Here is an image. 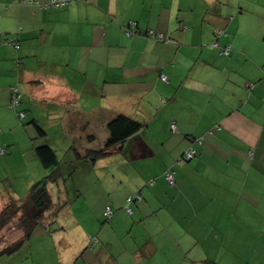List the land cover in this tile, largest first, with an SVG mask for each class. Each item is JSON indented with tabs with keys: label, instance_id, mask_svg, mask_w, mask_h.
I'll return each mask as SVG.
<instances>
[{
	"label": "crops",
	"instance_id": "crops-1",
	"mask_svg": "<svg viewBox=\"0 0 264 264\" xmlns=\"http://www.w3.org/2000/svg\"><path fill=\"white\" fill-rule=\"evenodd\" d=\"M24 1L0 0V30L19 43L0 44V141L22 138L9 106L15 83L18 109L44 126V142L80 138L84 153L104 144L119 113L143 124L121 150L90 161L112 163L104 181L85 183L98 189L92 212L76 215L70 201L62 209L86 219L84 239L100 243L86 259L76 247L53 264H194L217 261L223 247L233 264H264V0H76L60 9ZM131 21L141 34L125 33ZM190 147L196 156L171 186L165 170ZM35 149L28 158L41 164ZM135 193L142 199L128 212ZM10 199L20 198L0 194V209ZM51 233L38 227L27 244L37 264L48 263Z\"/></svg>",
	"mask_w": 264,
	"mask_h": 264
},
{
	"label": "rangeland",
	"instance_id": "rangeland-1",
	"mask_svg": "<svg viewBox=\"0 0 264 264\" xmlns=\"http://www.w3.org/2000/svg\"><path fill=\"white\" fill-rule=\"evenodd\" d=\"M40 120L46 122L42 119ZM18 124L20 127L14 130V132L20 133L22 138H19L20 143L15 144V148L14 143L8 144L7 142L0 141V145L6 150L4 153L0 152V194L6 196L8 194L21 199L23 198V191L20 192V190H24L22 189L23 186H26L31 179L33 182L42 179L50 173L51 169H47L39 163L37 164L35 160L30 161L28 158L32 152L31 147L34 146L36 148L44 142L35 126L30 120L24 119L21 122L19 118ZM101 131L102 129H99V133ZM32 134L36 139L31 138ZM7 137L13 138V134H8ZM45 142L54 145L62 166L61 179L58 182H50L48 184L53 200L57 204H64L70 201L72 204L71 209L76 215L91 213L96 203V192H98V189L96 191L93 187L89 188L85 186V183L95 184L101 180L104 181L105 175H107L110 169L109 166L112 163L108 162L105 167L103 165L94 167L90 161H79L75 157L71 146H74L81 152L85 150L82 147L80 138L63 141L50 137ZM100 144V141H93L92 146L99 148ZM78 188L84 193V197H79L80 191H78ZM77 199L78 202H76ZM67 209L70 208H66V211H60L62 213H59L57 218L49 224L48 228L52 233L50 234L51 236L49 235V240H46L47 250L45 257L48 263L45 262V264H53L55 261H60V258L63 262L67 259L72 260L73 258H70V255L76 247L80 249L78 251L79 254L82 250L87 253L83 259H86L88 255V240L84 239V233H88L91 225L81 216L71 218L73 216L72 214H68L69 211ZM62 233H65V238L62 235L60 240ZM21 235L22 230L18 224V218H15L0 231V249L19 239ZM208 250L210 251L212 248L208 247ZM215 256L217 258L216 262L220 264L234 263L232 252L226 247L219 249L215 253ZM36 262L37 259H34L27 245L14 255H0V264H37Z\"/></svg>",
	"mask_w": 264,
	"mask_h": 264
},
{
	"label": "trees",
	"instance_id": "trees-1",
	"mask_svg": "<svg viewBox=\"0 0 264 264\" xmlns=\"http://www.w3.org/2000/svg\"><path fill=\"white\" fill-rule=\"evenodd\" d=\"M135 29H136V34L134 36L141 34V31L137 23ZM224 32L225 31L223 29H217L215 31L216 37L217 38L220 37ZM143 34L151 39L161 41L159 40V38H155V37L152 38L149 34V29H146ZM5 39H7L6 36ZM5 39L3 42L5 44H10L15 47L16 45H14L13 43L19 44L16 41L6 42ZM167 39L172 40L167 37H165L164 40ZM216 41L219 42L218 39L214 40L212 42V46L218 48L221 54L229 55L231 53L232 48L230 44H228L230 45V52L228 54H225L223 53L222 50L223 48L221 46L213 45V43ZM248 87H250V85H248ZM15 96H19L18 102L16 101ZM23 98H24V91L22 90L21 85L19 83L13 84L11 86V101L9 106L13 109H17V116L21 122L24 119H26L27 116V113L24 109H18L23 102ZM21 113H24V116H21ZM31 122L38 131L39 136L42 137V139L45 138L47 131L44 128V126L39 124L37 120H33ZM107 127L109 130L108 137L105 140L104 144H102L99 148L90 149L85 151L84 153H81L77 150V148L73 146L72 149L75 151L76 158L79 161L95 162L101 158L116 153L117 151L123 148L124 143L128 140L129 137L136 134L142 129L143 124L128 115L119 113L109 121ZM0 149L6 152L5 148L2 145H0ZM192 150L194 151L193 156L191 158H188L187 154L189 151ZM35 151L43 167L47 169H51V171L42 179L32 183L28 192L25 194L23 198L18 200L10 199V201L2 209H0V231L15 218H18V224L22 230V235L20 236L19 239L9 243V245L0 249V255L2 254L14 255L17 252H19L25 245L28 244L36 228L43 227L49 230L48 228L49 224L52 221H54L55 218H57L58 214L66 204V203L64 204L55 203V201L53 200V196L48 187V184L50 182H58L62 177L61 175L62 166L55 148L47 142H42L41 144H39V146L36 147ZM195 156H196L195 148L190 147L181 156H179L172 164L168 166V168L165 170V178L171 186L175 185L176 183L175 175L179 167L190 162L193 158H195ZM168 171L174 173L173 183L167 177ZM130 197H134V198H131L132 200L129 201ZM141 199H142V195L140 193H135L129 196L127 199L128 203L126 204L127 211L130 212L128 208L131 203H133L134 201H140ZM113 214L114 213H112V215ZM105 216L107 217V219L111 217V216L108 217L106 215V212H105ZM99 243H100V238L97 235L91 234L88 236L87 249L93 250ZM195 264H220V263L211 259H203L195 262Z\"/></svg>",
	"mask_w": 264,
	"mask_h": 264
},
{
	"label": "built area",
	"instance_id": "built-area-1",
	"mask_svg": "<svg viewBox=\"0 0 264 264\" xmlns=\"http://www.w3.org/2000/svg\"><path fill=\"white\" fill-rule=\"evenodd\" d=\"M16 1H19V0H16ZM23 0H20V2H22ZM74 1L76 0H50L48 3L44 4V3H41L39 0H25L24 2H26L28 5H34V6H41V7H51V8H55V9H58V8H61V7H64V6H69L71 5ZM135 26H136V22L134 21H131L126 27H125V33L130 36V37H133L135 34H136V29H135ZM149 34L150 36L153 38H159V40H164L165 39V36L162 34V33H157L155 30L153 29H149ZM4 39H5V33L2 32L0 30V44L4 42ZM6 42H11L7 39H5ZM169 41H172V40H169ZM13 43V42H12ZM14 45H16V47L19 46V44H16V43H13ZM213 45L215 46H221L220 43L218 41L214 42ZM223 49V53L225 54H228L230 52V45L228 46H221ZM162 79L166 82H168V77L165 75V74H162L161 75ZM16 89V88H15ZM15 99L16 101L18 102V99H19V96H15ZM21 116H24V113H21ZM172 129L173 130H176V123H173L172 124ZM1 153H3L4 151L2 149H0ZM193 153L194 151H189L188 154H187V157L188 158H191L193 156ZM183 161V160H182ZM181 161V162H182ZM174 173L171 172V171H168L167 172V177L168 179L173 183V175ZM131 198H134V197H130L129 198V201L132 200ZM130 212H132V209L129 207L128 208ZM113 211L111 208H108L106 210V215L108 217H110L112 215Z\"/></svg>",
	"mask_w": 264,
	"mask_h": 264
}]
</instances>
